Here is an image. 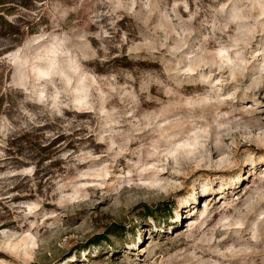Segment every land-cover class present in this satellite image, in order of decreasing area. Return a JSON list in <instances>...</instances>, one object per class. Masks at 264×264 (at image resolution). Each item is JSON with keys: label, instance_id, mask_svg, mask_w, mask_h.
I'll list each match as a JSON object with an SVG mask.
<instances>
[{"label": "rangeland", "instance_id": "374dc122", "mask_svg": "<svg viewBox=\"0 0 264 264\" xmlns=\"http://www.w3.org/2000/svg\"><path fill=\"white\" fill-rule=\"evenodd\" d=\"M0 264H264V0H0Z\"/></svg>", "mask_w": 264, "mask_h": 264}]
</instances>
